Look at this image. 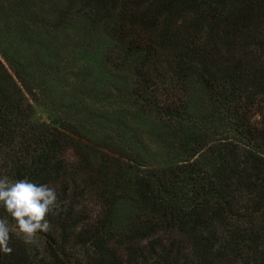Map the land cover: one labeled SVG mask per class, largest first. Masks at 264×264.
Masks as SVG:
<instances>
[{"label": "trees", "instance_id": "16d2710c", "mask_svg": "<svg viewBox=\"0 0 264 264\" xmlns=\"http://www.w3.org/2000/svg\"><path fill=\"white\" fill-rule=\"evenodd\" d=\"M47 1L45 38L84 30L121 51L111 116L119 130L153 117L169 161L86 140L70 117L36 122L46 74L2 52L0 178L48 185L59 208L32 242L10 233L0 264H264V0Z\"/></svg>", "mask_w": 264, "mask_h": 264}, {"label": "rangeland", "instance_id": "374dc122", "mask_svg": "<svg viewBox=\"0 0 264 264\" xmlns=\"http://www.w3.org/2000/svg\"><path fill=\"white\" fill-rule=\"evenodd\" d=\"M54 7L55 3L47 0H0V54L14 56L20 69L28 73L38 70L46 74L40 89L32 86L37 94L34 120L66 128L61 117H70L76 122V128H72L98 144L114 134L132 138L144 162L154 167L166 165L168 152L156 142L159 130L153 117L135 120L130 130H119L114 122L116 116H111L120 107L114 88L121 87L122 81L110 73L107 60L120 57L121 51L112 45L106 54L107 48L102 43L98 45L84 30L69 31L61 42L56 33L45 38V27L39 29V21L51 17L47 12ZM51 24L55 26V20ZM164 59L166 70H172L171 56ZM166 70L163 73L169 74ZM131 212L128 205L119 207V225L128 220Z\"/></svg>", "mask_w": 264, "mask_h": 264}, {"label": "clouds", "instance_id": "9594fccd", "mask_svg": "<svg viewBox=\"0 0 264 264\" xmlns=\"http://www.w3.org/2000/svg\"><path fill=\"white\" fill-rule=\"evenodd\" d=\"M59 208L57 193L46 184L27 179L10 181L0 178V252L10 253V233L22 235L24 241L32 242L37 233L47 232L46 216L55 214ZM9 218L11 219V225Z\"/></svg>", "mask_w": 264, "mask_h": 264}]
</instances>
